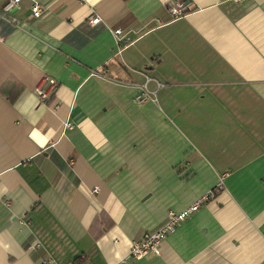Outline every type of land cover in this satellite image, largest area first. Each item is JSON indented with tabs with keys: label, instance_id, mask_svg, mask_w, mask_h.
Instances as JSON below:
<instances>
[{
	"label": "crops",
	"instance_id": "obj_1",
	"mask_svg": "<svg viewBox=\"0 0 264 264\" xmlns=\"http://www.w3.org/2000/svg\"><path fill=\"white\" fill-rule=\"evenodd\" d=\"M171 1L0 0V264H264V0Z\"/></svg>",
	"mask_w": 264,
	"mask_h": 264
},
{
	"label": "built area",
	"instance_id": "obj_2",
	"mask_svg": "<svg viewBox=\"0 0 264 264\" xmlns=\"http://www.w3.org/2000/svg\"><path fill=\"white\" fill-rule=\"evenodd\" d=\"M22 0H9V2L5 5V10H12L16 8V5L20 3ZM32 14L34 18H38L41 15V9L39 6L34 5L31 8ZM168 12L173 17V19H179L186 16L190 12V6L188 0H172L168 5ZM100 22V19L97 16H91L89 18L90 25H96ZM116 37L118 38V42L122 44H127L130 42L129 38H124L122 36L121 30H115L114 32ZM49 86V91L44 90L43 87L38 86L35 89V94L39 98L41 103H47L50 99V94L56 90V83L54 80L46 78L45 81ZM139 93L135 96L134 102L136 104H145L147 102H154L155 99L150 97V93L147 91L146 86H139ZM70 125L65 124V128H69ZM221 182L218 183L216 189H221ZM214 198V192L210 191L200 197H198L190 206L180 210V211H172L169 210L166 214L165 221L161 224L156 230L146 233L143 237L134 241L131 244L130 248V257L133 260H141L145 256L150 253L154 255H159V247L161 242L173 232L176 231L177 227L188 219L192 214L197 212L199 208L204 205L206 202ZM38 247V246H37ZM42 264H53L52 260L45 259L42 261ZM119 264H126L124 260L119 262Z\"/></svg>",
	"mask_w": 264,
	"mask_h": 264
}]
</instances>
